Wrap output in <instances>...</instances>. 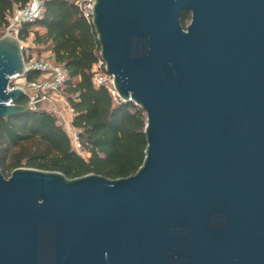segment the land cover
I'll return each mask as SVG.
<instances>
[{
	"label": "water",
	"instance_id": "1",
	"mask_svg": "<svg viewBox=\"0 0 264 264\" xmlns=\"http://www.w3.org/2000/svg\"><path fill=\"white\" fill-rule=\"evenodd\" d=\"M191 22L184 28V13ZM106 72L147 116L135 175L0 168V264H264V0H95ZM0 38V120L31 111Z\"/></svg>",
	"mask_w": 264,
	"mask_h": 264
},
{
	"label": "trees",
	"instance_id": "2",
	"mask_svg": "<svg viewBox=\"0 0 264 264\" xmlns=\"http://www.w3.org/2000/svg\"><path fill=\"white\" fill-rule=\"evenodd\" d=\"M31 0H0V38L16 9ZM41 18L24 23L19 39L33 37L34 49L24 57L53 61L68 70L62 94L73 113L72 127L80 137L79 155L64 126L45 108L0 120V168L8 178L19 168L55 171L69 179L100 175L116 180L135 175L143 165L147 148L144 134L147 116L134 103L117 104L106 86L93 85L91 72L100 57L93 25L71 0H40ZM186 12L182 18L186 28ZM47 53V57L42 58ZM30 71L27 81L38 80ZM17 103L27 105L21 96ZM87 156V157H86Z\"/></svg>",
	"mask_w": 264,
	"mask_h": 264
},
{
	"label": "built area",
	"instance_id": "3",
	"mask_svg": "<svg viewBox=\"0 0 264 264\" xmlns=\"http://www.w3.org/2000/svg\"><path fill=\"white\" fill-rule=\"evenodd\" d=\"M71 1L79 9L85 20L93 25V8L95 0ZM43 13V2L40 0H31L24 7L16 9L13 15L8 18L9 25L3 36L7 35L18 39L23 57L24 52L29 50L30 47L25 44V41L19 39L20 29L24 23L41 18ZM25 64L26 68L24 75L21 77H14L11 81L16 78L24 80V84L18 85L16 88H20L23 91V96L27 98V106L31 111L37 110L44 105L54 106L55 111L57 109V103L66 102L62 94V89L68 80V70L64 66L58 65L53 61H38L35 59L31 60L29 63L25 61ZM30 71L40 72V78L38 80L27 81L25 76ZM91 72L93 74V85L96 87L106 86L117 104L125 103L115 90L113 77L106 72V64L101 56L93 65ZM66 130L73 149L79 155H82L80 137L78 132L72 127V119L68 123Z\"/></svg>",
	"mask_w": 264,
	"mask_h": 264
},
{
	"label": "rangeland",
	"instance_id": "4",
	"mask_svg": "<svg viewBox=\"0 0 264 264\" xmlns=\"http://www.w3.org/2000/svg\"><path fill=\"white\" fill-rule=\"evenodd\" d=\"M191 18H192L191 17V13H189L187 15V17H186V27L190 24ZM32 40H33V37L30 36V38L27 41H25V44L28 47H30V49L25 52L26 55H29V52H31L34 49V44H33ZM35 57H36V55L34 53L33 58L36 60ZM45 57H47V53H44L43 56H42V58H45ZM23 84H24V80L23 79L16 78V79H13L11 81L10 87L11 88H16L18 85H23ZM64 99H65V97H64ZM65 101H66V99H65ZM56 106H57V109L55 111H54V106H52V105H44L41 108H45L48 111L53 112L54 115L57 117L59 123H61L64 126L65 130H66L67 126H68V123L73 118V113H72L67 101L66 102H62V103H57ZM82 155H84V153H82Z\"/></svg>",
	"mask_w": 264,
	"mask_h": 264
}]
</instances>
